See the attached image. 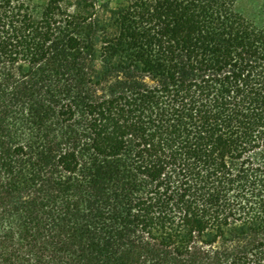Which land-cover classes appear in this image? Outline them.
I'll return each instance as SVG.
<instances>
[{
    "label": "trees",
    "instance_id": "trees-1",
    "mask_svg": "<svg viewBox=\"0 0 264 264\" xmlns=\"http://www.w3.org/2000/svg\"><path fill=\"white\" fill-rule=\"evenodd\" d=\"M0 0V264H264V0Z\"/></svg>",
    "mask_w": 264,
    "mask_h": 264
},
{
    "label": "rangeland",
    "instance_id": "rangeland-1",
    "mask_svg": "<svg viewBox=\"0 0 264 264\" xmlns=\"http://www.w3.org/2000/svg\"><path fill=\"white\" fill-rule=\"evenodd\" d=\"M107 1V0H102ZM263 0H239L237 8L250 18H257L260 14Z\"/></svg>",
    "mask_w": 264,
    "mask_h": 264
}]
</instances>
